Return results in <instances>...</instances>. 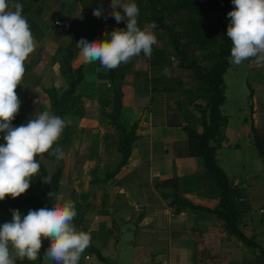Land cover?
Here are the masks:
<instances>
[{"label": "trees", "instance_id": "1", "mask_svg": "<svg viewBox=\"0 0 264 264\" xmlns=\"http://www.w3.org/2000/svg\"><path fill=\"white\" fill-rule=\"evenodd\" d=\"M40 1L48 3L52 0H9V3L23 4V15L27 18L34 34L40 33L41 26L39 27V25L48 13ZM105 1L111 3V0ZM76 2L80 4L82 2V6L84 5V0H76ZM133 2L140 10L138 27L141 30L149 27L153 22L157 25L152 31L156 35L157 41L161 42V46L153 45L151 56L161 54L162 67H177H175V72L178 75L172 79V87L163 91L177 94L188 113L194 119L196 118L194 124L186 125L184 128L188 138L190 156L201 160L205 168L207 182L211 187V193L208 192L206 196L214 198L217 204L211 210L193 206L180 194L178 179L175 177L161 181L155 187L158 188L165 200L171 199L170 206L175 207L176 211L180 212V209L206 211L217 218L228 235L238 240L247 249H258L259 254L253 262H243L242 264H264V249L256 244L253 236L246 234L248 222L243 224V215L247 212L243 204L246 199V188L233 187V182L228 179L216 161L217 151L224 147L222 131L227 126V118L222 115V108L226 102L224 75L230 68L231 60L232 44L226 35L227 13L232 10L231 0H133ZM58 12L62 17L60 20L64 22L66 15L61 13V9ZM70 26V29L67 30L74 32L72 21ZM54 27L56 26L54 25ZM61 28L66 29L63 26ZM114 29H126V23L124 21L119 24L116 21L113 22L112 29L108 34ZM108 34L106 38L110 37ZM70 44L68 40L67 44L58 46L52 57L53 62L65 68L63 77L66 80V88L60 91L57 87L51 86L44 89V92L48 98L50 113L61 117H71L72 123L64 129L60 139L54 143L53 149L36 157L40 163V170L30 181L29 189L15 199L5 197L3 201H0V225L11 221L14 209H18L23 217L28 214L30 209L38 210L45 205L62 204L70 196L69 192L72 188L69 186H65V194L60 193L64 190L62 181L66 166L65 159L57 161L50 153L57 146L63 148L65 145H72L70 130L74 123L81 122L88 116L85 104L94 100L95 96L94 93L80 89L84 83L88 64L81 63L77 67L72 65L77 57V52L71 50ZM172 56L179 58L177 65H173ZM127 67L128 63H122L117 69H104V73L99 75V79L105 81L108 90L98 100L99 115L108 122L113 130L108 144L113 151L112 162L115 164L111 166V169L103 172V177L101 176L100 180H97L96 174H94L90 182L92 185L114 179L120 170L128 165L138 138L136 125L126 126L121 118ZM151 68L154 72L160 70V68ZM181 73H184L183 77H180ZM26 74L23 80H27ZM24 120L23 110L20 107L12 121V126L24 124ZM197 126L200 127L199 131ZM253 130L256 131L254 128ZM3 135L4 133H0V144L4 143ZM256 137L254 134L255 145L261 152L260 154L264 156V142L259 139L257 141ZM94 144L98 146L99 141ZM48 164H53L51 170L48 168ZM44 177H48L50 183L44 182ZM50 191L56 194L55 197H48ZM58 195H62L61 200H58ZM76 211L77 216L73 223L77 230H80L82 214L80 211ZM260 223H264V221L262 220ZM48 245L49 241L44 239L36 261L17 257L16 264H43ZM89 248L92 252L96 251L92 246ZM96 256L101 262L107 263V260L99 252H96Z\"/></svg>", "mask_w": 264, "mask_h": 264}, {"label": "rangeland", "instance_id": "2", "mask_svg": "<svg viewBox=\"0 0 264 264\" xmlns=\"http://www.w3.org/2000/svg\"><path fill=\"white\" fill-rule=\"evenodd\" d=\"M96 2H99V4L106 3L105 0H84V6L86 7L85 9L90 10V7H93V4ZM40 4L44 5V7L49 10V13H47V16L39 25V27L41 26L40 33H32L37 47L25 61L24 66L25 73H27V80L24 79L21 85L16 89V93L20 100V107L23 110V116L25 119L24 123L33 118L35 114L45 110L49 111V102L44 89L55 86L60 91H62L66 88V80L63 77L65 73L64 66L52 61V57L55 54L56 48L62 44H67L69 40L71 43V50L77 52V57L73 61L72 65L74 67L79 66L82 61L79 57V49H77L75 46V44L80 40L77 38V35L81 33L79 37L86 39L90 29H92L93 23H95V21L87 17L85 13L79 17L77 23L74 25V30L77 34L75 31L69 32V30H67L70 29L71 26L64 30L61 27H57V32L52 33L50 37V35L47 34V30L53 27L54 17L57 15L59 19H62L58 10L67 6L73 7L77 4V2L73 0H69L68 2H63L62 0H58L56 2L55 0H52L48 3H43L40 1ZM81 4L83 3L81 2ZM233 10L234 5L232 4L231 11ZM75 11H68L65 21L71 22L73 13H75ZM119 11L122 12L121 9H119ZM227 21L229 24L230 18H227ZM101 26L102 24L97 22L95 30L101 35H106L108 31L107 27ZM100 27L102 29H100ZM51 30L53 31L54 29L52 28ZM109 38L102 36L96 37L95 40H107ZM155 46L160 47L161 42L157 41ZM154 54L156 55V51ZM171 60H173V65H177L179 62V58L176 56H172ZM161 63V54H157L154 57L151 56L148 58L142 55V53L136 58L133 57L128 62V72L126 73L127 75L124 80L123 87L124 106L122 109V114L125 118L127 117V124H131L133 126L141 121L139 114L135 110L137 107L142 108L147 103H150V89L152 88V91L154 92L155 88L157 87V84L154 82V80L157 78V74H155L152 68L146 69L147 64H150L151 66H159ZM144 65L146 66L144 67ZM175 67L176 66L165 72L164 77L166 79H174L178 75L175 72ZM101 73H104V69L100 66L98 61L87 65L84 83L80 89L89 93H94L96 95L94 96V100H91L85 104V107L88 110V116L86 115L87 117L85 119H91L93 122L92 124H81V122L74 123V128L72 127L73 129L71 128L70 130V132H72V137L70 138V143L72 145H65L63 147V150L66 153L64 157L66 166L64 169V180L62 181V184L65 186L68 184L69 186L76 189V191L79 189L87 190V188H85L87 186L86 182L89 178L94 176V173H96L95 178L100 180L102 175L100 172L101 168L104 166L107 157H112L113 151L108 144L109 136L106 135V142L104 143L103 147L106 155H103V158L100 157L96 159L94 165L89 163L91 158H94L90 155L89 148L94 146L95 151H92L91 154L96 156L98 147L96 144L92 143L93 138L91 139L90 137V140H92L90 143L87 139V137H89L88 132L91 131L89 127H96L94 130H99L102 133H110L112 131V128L109 126L108 122L102 119L99 115L100 104L98 100L99 98L103 97V94L108 92L105 87V81L99 79V75H101ZM181 74L182 75L180 77H183L184 73ZM224 83L226 85V102L222 108V115L226 116L227 118V126L222 131V135H224V147L217 151L216 161L219 167L223 169L228 179L233 180V177H235L239 182H241L240 187H245L246 181L250 179L249 181L251 182L252 187L250 189H246L247 203L245 204L243 202L244 209H248L243 215V224L248 222L246 234L248 236H253L256 244L264 249V223H260V221H264V156L260 154L261 152L255 145L256 142L254 139V134H256V140L258 141L259 139L260 141L262 140L264 142V62H257L255 59H250L242 62L240 65H235L230 60V68L224 75ZM152 98L153 100H151L150 103L151 107H149V111L146 112L145 115H147V113L150 114V110L152 108H154L153 110L155 111V105L157 104L155 94H153ZM148 105L149 104H147V106ZM183 109V114L184 116H188V121L195 122L196 118L194 119V117L191 116V114H189L185 108ZM253 128L256 129L255 132ZM82 129H87L85 131L88 132H85ZM226 134L232 135L233 141H230L229 145L225 148V144L230 140L227 138L226 142ZM136 144H140L141 147H144V152H141V154L138 155L142 158V162L139 164L140 167L138 166L139 168L133 174L132 180H137L143 184L147 176V165H145V163H149V158L145 159L144 157V155H147L149 151V140L146 139L145 142L139 141ZM158 157L159 154H156L154 150V159H157ZM107 164L108 166H113L115 162H111L110 160ZM135 164L136 163H134V165ZM90 165H92L93 168H91ZM155 165L156 163H154L152 166L154 167ZM48 168L51 170L53 168V164L49 165ZM182 169H184V167ZM97 173L99 174L97 175ZM190 174L191 173L184 175ZM195 175L196 174H194L191 180L187 178L184 180L185 183H188L185 186V191H190L197 196L206 197L207 193L200 192L197 189L195 180H198L199 177ZM65 186L63 187L64 190L60 192L61 194H65ZM181 187L184 186L181 185ZM141 192L142 190L137 191L139 194ZM145 193L149 194L147 190H145ZM83 195L84 197L86 196L85 194ZM61 199L62 195H58V200ZM68 200H71V197H69ZM90 201L88 204L93 203L94 205H99V201L91 203ZM74 204L76 210L77 208L81 207V205H78L75 202ZM119 205L120 203L118 199H115V205L112 209V211L115 212V214L112 216L113 223L111 224L112 226L110 224L107 225L108 233L113 236V240L108 241L106 244L103 235H101L102 238L100 239L99 236H93L94 238L91 240V245L96 248V251L92 252L90 248L86 250V253L91 255V261H89L91 262L90 264H105L97 258L96 252H99L100 255L107 260V263L110 264H146L150 259L149 255L152 251H149V242L146 241L147 239L144 240V237L148 238L150 234L141 232L142 230H140L138 224L134 225L133 221L129 222L130 219H127L128 216H124L126 219L123 217L121 218L120 216H122V212H120L121 208L119 209ZM85 212V218H89V211L86 209ZM95 213L97 215L94 216L101 217V214L98 211ZM201 214L204 213L193 212L194 218L201 216ZM202 216H204L203 219H205V222L209 221V226H216L217 224V226H219V221L214 215H211L210 217L207 214H204ZM120 220H124L126 223H122ZM91 223L89 222L87 230L92 227ZM99 223L104 222L102 220H98V222H95V225H98ZM119 232L120 234H118ZM224 247L226 249H224ZM216 249L218 250L214 251V253H218L219 256H225L228 257L229 260L237 262L240 258V251L242 258L244 256V260L249 258L248 253H250V259L252 260L248 262H253L259 254L258 249H247L238 240L234 239L227 233L225 234L223 244L219 245ZM244 251H247L248 253L246 254ZM113 252L114 256H112ZM243 253L245 254L243 255ZM12 254L15 255L14 251ZM79 263L81 264V261H79ZM43 264H55V262L44 259Z\"/></svg>", "mask_w": 264, "mask_h": 264}, {"label": "clouds", "instance_id": "3", "mask_svg": "<svg viewBox=\"0 0 264 264\" xmlns=\"http://www.w3.org/2000/svg\"><path fill=\"white\" fill-rule=\"evenodd\" d=\"M231 3L234 10L227 13L230 23L226 32L232 44L231 62L235 65L250 59L264 62V0H231ZM109 7L110 13L98 6L92 14L104 19L110 15L117 24L124 21L126 29H114L107 40L81 38L75 46L82 63L98 61L103 69L114 70L141 53L150 58L153 45L157 44L152 31L157 27L155 22L141 30L140 10L133 0H111ZM36 47L31 26L23 15V4L0 0V133H4V143L0 144V201L5 197L15 199L29 189L30 181L40 170L36 157L53 149L64 129L72 123L71 117L45 110L24 124L12 126L20 109L16 89L25 75V61ZM50 154L57 161L66 155L62 146L55 147ZM43 181L50 183L48 177ZM237 185L232 183L233 187ZM55 195L52 191L48 193L49 198ZM76 216L71 200L30 209L23 217L18 209L12 210L11 221L0 225V264H16L17 257L36 261L44 239L49 241L46 260L79 264L91 246V235L77 230L73 223Z\"/></svg>", "mask_w": 264, "mask_h": 264}, {"label": "crops", "instance_id": "4", "mask_svg": "<svg viewBox=\"0 0 264 264\" xmlns=\"http://www.w3.org/2000/svg\"><path fill=\"white\" fill-rule=\"evenodd\" d=\"M62 1L68 2L69 0ZM109 5L110 3L99 4V2H96L93 7H90V10H87L84 5L82 6V4L77 3L73 7L67 6L61 8V13L67 16L68 11L76 10L71 19L74 25L77 23L79 17L85 13L87 17L93 19L95 23H93L92 29H90L86 38L91 41L95 40L96 37L106 36L110 29H112L113 22H115L114 18L109 15L107 19H104L103 17H96L92 14L93 9L98 6L102 7L106 14L110 13L111 8ZM121 14L123 15V12H121ZM56 20L60 19L55 16L54 21ZM97 22L102 24L101 27H107L108 31L106 35H101L99 32L97 33L95 30ZM101 27L100 29H102ZM52 28L54 29L53 31L51 30ZM52 28L47 30V34H49L50 37L52 33L57 32L58 30V28L54 27V22ZM80 34L81 33L77 35L78 39H81L79 37ZM145 66L146 65H144V67ZM151 67L160 68L159 72H155L157 78L154 82L157 84V87L154 92L150 87L151 98L149 101L151 103V100H153L152 96L155 94L157 104L155 105V111L153 110L154 108H152L150 114L147 113V115H145V113L149 111L148 109L151 107L150 103H147L149 104L148 106L146 104L142 108L137 107L135 110L139 114L141 121L135 124L136 136L138 138L134 144L128 165L124 166L114 179L108 180L105 183L99 182L92 185L90 182L93 177L89 178L86 182L87 186L85 187L87 190L79 189L76 191V189L66 184V186L72 188V190H70L71 193H69L71 200L78 205H81V207L77 208L82 214V223L79 227L80 230L90 233L91 240L96 236H99L100 239L102 238L101 235H103L106 244L108 241H112L113 236L108 233L107 225L113 223L112 216L115 212H113L112 209L115 205V199H118L120 203L118 207L119 209L121 208L120 212H122V216L120 217L125 218L124 216H128L127 219H130L129 222L133 221L134 225L138 224L140 230H142L141 232L150 234L148 238L144 237V240L147 239L146 241L149 242V251H152L149 255L150 259L146 264H242L243 262L252 260L250 259V253L247 251L244 252L249 254V258L244 260V256L242 258L241 251L239 250L240 258L238 262L229 260V258L225 256H219L218 253H214V251L218 250L216 248L223 244L226 234V231L222 228L220 223L219 226H217L218 224L216 226H209V221L205 222V219H203L204 216L202 215L207 214L210 217L211 215L203 210L180 209V212L176 211L175 207L170 206L171 199L165 200L160 194L158 188L155 187L157 183L175 177L178 179L180 194L190 201L193 206L211 210L217 204V201L212 197L197 196L190 191H185V186L188 183H185L184 180L186 178L191 180L194 174H196L195 176L199 177L198 180H195L197 189L203 193H211V187L209 182H207L205 168L203 167L201 160L190 156L188 138L184 128L186 125H192L194 123L188 121V116H184L183 108L186 109V107L182 104L179 96L175 93L163 91L164 89H170L172 87V79H166L164 77L165 72L171 70V68L162 67L161 63L159 66H151L150 64H147L146 69H150ZM105 87L107 88V85H105ZM122 116L124 117L121 111L122 122H125L123 124L126 126H132L131 124H127V117L123 118ZM92 122L91 119H84L81 121V124H92ZM95 128L96 127H89L91 130L89 132L85 131L88 128L82 129L89 133V137H87L89 143L92 141L90 140V137L91 139L93 138L92 143L99 141L96 156L91 154V151H94V146L89 148L90 155L94 157L89 161L92 165H94L96 159L106 155V152L103 150L104 143L106 142L105 138L106 135H108L110 139V136L113 133V130L110 133H102L99 130H94ZM198 129L200 130V127L197 126V130ZM227 138L230 139L228 142ZM146 139L149 140V151L147 155H143L145 159L149 158V163H145V165H147V176L144 183L141 184L137 180H132V178L133 174L140 167L139 164L142 162V158L138 155L141 154V152H144V147H141L140 144L136 143L139 141L145 142ZM230 141H233V136L228 134L226 137L227 143L225 144V148L229 145ZM154 150L156 154H159L157 159H154ZM112 159L113 158L110 156L107 157L106 162L100 171L102 177L103 172L111 169V166H108L107 163L110 160L112 162ZM134 163L136 164L134 165ZM154 163H156V165L153 167L152 165ZM92 165H90L91 168H93ZM183 167L186 170L182 169ZM189 173L191 174L184 175ZM98 174L99 173H97V175ZM235 180L238 181L237 178L233 177V180L231 181ZM249 180L246 181V185L243 187L244 189H250L252 187ZM181 185L184 187H181ZM240 185L241 182L238 181L237 187H240ZM138 190H142V192L139 194L137 193ZM145 190H147L149 194L145 193ZM83 194L86 196L84 197ZM89 201L90 203L99 201V205L97 206L93 203L88 204ZM244 203H247L246 199ZM84 208L89 211V218H85L86 212L84 211ZM245 210L247 211L248 209ZM96 211L101 214V217L94 216L97 215L95 213ZM193 212H202L204 214L194 218ZM98 220H102L104 223L95 225V222H98ZM89 222L92 224V227L87 230ZM120 222L126 223L124 220H120ZM118 234H120V232ZM224 249L226 248L224 247ZM245 253H243V255ZM86 256H88V259H85ZM112 256H114V252ZM80 261L81 264L85 262V264H90L91 262L89 261H91V255L85 251L81 256Z\"/></svg>", "mask_w": 264, "mask_h": 264}, {"label": "built area", "instance_id": "5", "mask_svg": "<svg viewBox=\"0 0 264 264\" xmlns=\"http://www.w3.org/2000/svg\"><path fill=\"white\" fill-rule=\"evenodd\" d=\"M54 25L56 26V27H65V28H67V27H69L70 25H71V22H62V21H60V20H56V21H54ZM237 185V181H234L233 182V186H236ZM85 259H88V256H86V258Z\"/></svg>", "mask_w": 264, "mask_h": 264}]
</instances>
